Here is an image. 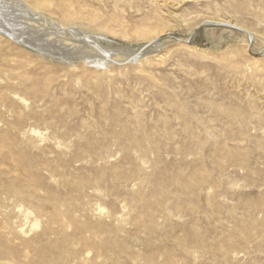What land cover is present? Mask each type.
<instances>
[{
    "label": "rangeland",
    "instance_id": "rangeland-1",
    "mask_svg": "<svg viewBox=\"0 0 264 264\" xmlns=\"http://www.w3.org/2000/svg\"><path fill=\"white\" fill-rule=\"evenodd\" d=\"M18 1L76 53L0 32V264H264V0Z\"/></svg>",
    "mask_w": 264,
    "mask_h": 264
},
{
    "label": "bare ground",
    "instance_id": "bare-ground-1",
    "mask_svg": "<svg viewBox=\"0 0 264 264\" xmlns=\"http://www.w3.org/2000/svg\"><path fill=\"white\" fill-rule=\"evenodd\" d=\"M37 14H38V12H37ZM31 15L32 14L30 12V9H28L26 6H24V3H21L18 0H0V32L2 31L4 34L14 38V40H16V42H18L20 44H24V45H26V47L28 46L29 49L31 48L33 51H35L38 54L48 55L51 53H55L56 52L55 49H59L61 57L67 58L69 60L73 59L76 51L75 50L72 51L71 49H67L65 46L56 45L55 42L53 40H51V38H50V37H52L50 35L51 34L50 32H46L45 30H37V29L29 28L30 25L35 26V21H36V20L32 21L34 18ZM51 21H52V19H51ZM39 24L41 25V23H39ZM40 25H39V27H40ZM77 25H79V24H77ZM41 27H42V25H41ZM84 28H85V26H84ZM85 29H86V31H88L87 28H85ZM54 30H57V29H54ZM52 31H53V29H52ZM82 31H83V29H82ZM89 32H91V31L89 30ZM99 32H97V33H99ZM68 33L71 34L72 36H74V35L75 36H78V35L81 36L77 41L80 42V49L87 48L86 49L87 52H82V54H83L82 57L84 58V61L89 60V61L93 62L95 65L101 66L105 62V59L111 57V54H110L111 48H109V46L107 44V39L100 37V36H98V37L97 36H90V35H87L85 33L80 32V31L73 30V29H69L67 31V34ZM54 35H56V34H54ZM95 35H97V34H95ZM69 39L70 38H64V40H69ZM71 39H72V37H71ZM58 42H60V41H58ZM65 42L67 43V41H65ZM68 43H69V41H68ZM117 50L121 51L122 49L118 48ZM108 60H110V59H108Z\"/></svg>",
    "mask_w": 264,
    "mask_h": 264
}]
</instances>
